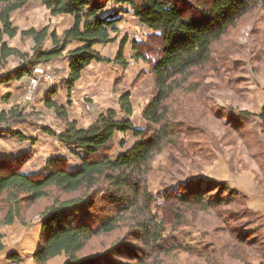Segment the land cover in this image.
Returning <instances> with one entry per match:
<instances>
[{"label": "trees", "instance_id": "obj_1", "mask_svg": "<svg viewBox=\"0 0 264 264\" xmlns=\"http://www.w3.org/2000/svg\"><path fill=\"white\" fill-rule=\"evenodd\" d=\"M29 1L0 0V64L6 66L11 55L22 59L1 81L32 75L35 66L63 55L71 40L81 45L69 52L71 62L63 83L69 96L92 61H113L127 67L126 37L120 41L113 60L95 49L96 44L117 40L121 18L102 13L112 2L129 5L138 21L153 31L146 41L131 43L133 58L151 65L154 91L142 110L144 128L131 119L134 109L130 89L120 92L117 108L99 113L87 127H78L76 120L70 119L67 107L48 96L45 104L54 109L64 128L60 132L49 129L46 132L73 147L80 164L70 168L67 158L57 156L46 162L42 172L26 173L23 167L31 153L0 158V226L16 221L28 225L40 218L42 242L33 253L37 264H46L60 254L66 255V264H163L162 256L170 253L176 243L174 236L164 235L165 225L178 224L184 206L206 209L213 205L197 191L184 196L166 192L164 202L159 204L158 192L151 185L155 157L165 150L182 147L177 97L206 87L210 71L215 76L223 75L222 64L227 57L226 53L220 55L216 51L218 45L243 18L264 9V0H38L52 15L70 14L74 21L61 35L50 32L49 26L20 31L22 39L31 38L35 42L31 52H22L9 46L5 36L13 38L19 33L11 15ZM47 37L52 46L43 48ZM55 91L53 87L49 93ZM241 114L251 115L249 111ZM258 115L264 124V105ZM7 118L27 117L18 108H11L0 113V122ZM116 132H131L137 140L112 157L110 151ZM11 135L18 140L34 141L20 131ZM124 144L122 140L121 146ZM87 199H99L105 204L100 216L91 221L77 216L76 222L69 220L67 213ZM126 239L146 246H128ZM126 246L132 250L131 263L116 262L109 257L110 254L126 257L119 252ZM3 249L0 236V252ZM7 257L15 261L18 253L9 252Z\"/></svg>", "mask_w": 264, "mask_h": 264}, {"label": "rangeland", "instance_id": "obj_2", "mask_svg": "<svg viewBox=\"0 0 264 264\" xmlns=\"http://www.w3.org/2000/svg\"><path fill=\"white\" fill-rule=\"evenodd\" d=\"M131 10L129 5L110 2L102 13L121 15L117 33L120 39L126 37L129 44L134 40L146 41L153 31L142 25ZM12 20L19 27L49 23L57 31L68 24V17L51 15L38 0H31L16 10ZM9 41L22 49H32L31 38L15 37ZM47 46L48 42L42 45ZM216 51L220 55L226 53L223 75L215 76L210 71L206 87L177 97L182 147L161 152L152 164L150 182L158 192L159 204L164 202L166 192L184 196L191 191L202 194L206 202H213L206 209L198 205L184 206L180 222L165 225L164 235L174 236L176 243L170 253L162 256L163 264H264V124L258 115L264 105V9L250 13L237 27L228 30ZM115 56L106 57L113 60ZM130 59L123 70H115L113 91H122L123 86L131 90L132 121L144 128L142 110L153 94L154 78L149 63L143 60L145 65H140L133 56ZM114 63L107 62L106 71L113 70ZM13 64L15 60L9 58L4 68ZM242 111H249L251 115H242ZM23 115L27 117L24 120L7 118L0 122V137L5 132L11 135L19 131L14 128L17 122L37 124L28 114ZM48 115L64 128L55 115ZM48 115L44 117L53 121ZM47 119L41 123L53 127L54 122ZM53 130L56 132L58 128ZM122 140L124 146H121ZM135 141L130 132L116 133L110 155L114 157ZM72 160L80 164L77 156ZM94 200L87 199L78 209L70 210L68 219L73 222L77 221L76 216L88 221L97 219L105 204ZM40 223L37 217L28 225L16 221L0 226L4 245L0 264H37L33 253L42 242ZM125 241L136 248L146 246L132 239ZM9 252L18 253L17 260H6ZM119 252L126 257L111 254L109 257L116 262L131 263L132 250L126 246ZM66 261V255L60 254L46 264H66Z\"/></svg>", "mask_w": 264, "mask_h": 264}, {"label": "crops", "instance_id": "obj_3", "mask_svg": "<svg viewBox=\"0 0 264 264\" xmlns=\"http://www.w3.org/2000/svg\"><path fill=\"white\" fill-rule=\"evenodd\" d=\"M48 11L50 12L49 9ZM131 14L134 16L132 10ZM58 15L68 17V24L61 31H57L54 27H50L49 23L41 22L38 24L23 27H19L18 25L13 23L19 28V33L15 37L20 38V31L22 30L29 29L31 27L42 29L45 26L50 27V32L56 31L59 35H61L66 29L72 26L74 18L72 15L66 13ZM116 17L121 18V15H117ZM122 38L120 39L118 36L115 42L113 41L106 44H96L95 49L99 51L103 56L111 55L112 57H114L117 54L119 44ZM10 39L12 38L5 36V40L9 46L15 47L22 52L32 51V49H22L21 46H19V44L17 43L12 44L9 41ZM31 41L33 48L35 42L33 39H31ZM46 42L49 43V46L45 48H50L52 46L50 37H47L45 39L44 43ZM128 42L125 45V56L126 58H128L127 60L130 61V58H132L133 56V54H131L133 50L131 43L129 44ZM80 45L81 43L79 41L71 40L68 43L65 53L63 55L53 58L45 64H39L35 66V68L42 67L44 69L43 73H37L34 70L32 75H24L20 79H14L10 81L0 80V113L2 111H9L11 108H18L20 111H22V114H28V118L34 120L37 123L29 125L28 122L27 124L25 123V125H23L20 122H17L14 127L15 129H19V131L25 134L26 136H30V138H35L36 140L33 141V143H31L30 139L18 140L17 138L13 137L12 135L6 132L2 134V137H0L1 158H15L17 155H20L22 153H32L23 167V171L26 173L42 172L44 170L46 162L49 159L57 156H63L67 158L69 162H71L70 165L74 166V168L79 166L78 161H76L75 163L72 160L74 156H76L73 153V148L62 143L55 135H51L46 132L47 129L53 130L54 127L56 129L58 128V131L56 132H60L61 130H63L62 128H60L61 125H59L57 121L53 119V117L48 115L49 113L51 115L56 116L54 109L47 107L45 104V100L48 96L53 101L67 107L70 119L76 120L78 127H87L95 121L99 113L105 111L107 108L110 107L117 108L119 105L118 99L121 91H113L116 79L115 70H118L119 68L123 70L124 67L118 63H114V65L116 66H114L113 70L109 69L106 71L105 64L107 62L92 61L82 71L81 77L76 81L75 85L71 89V94L69 96L68 89L63 86V83L67 78L68 67L71 62V56L69 55V52L79 47ZM106 47H108L107 50ZM9 58H13L15 60V64H13V66H11L10 68H4L0 64V77L12 72L22 62V59L15 55H11L8 57V59ZM136 61H138L140 65H145L142 59ZM33 79H36V82ZM53 87H56V91L51 94L49 93V91ZM120 88L123 90L125 89V86ZM44 115H48L50 118L53 119V121L47 119L46 117H44ZM42 119H47L51 122H54V126L50 127L47 123L42 124ZM134 138H136L137 140V137ZM128 147H125V149ZM6 258V260H9L7 255Z\"/></svg>", "mask_w": 264, "mask_h": 264}, {"label": "built area", "instance_id": "obj_4", "mask_svg": "<svg viewBox=\"0 0 264 264\" xmlns=\"http://www.w3.org/2000/svg\"><path fill=\"white\" fill-rule=\"evenodd\" d=\"M37 73H43L44 72V69L42 67H36L34 69ZM35 82H36V79H33Z\"/></svg>", "mask_w": 264, "mask_h": 264}]
</instances>
